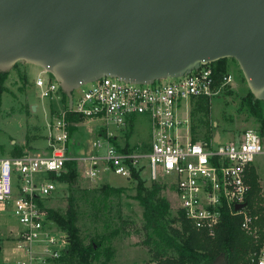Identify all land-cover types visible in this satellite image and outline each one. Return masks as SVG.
I'll return each instance as SVG.
<instances>
[{"label": "built area", "instance_id": "1", "mask_svg": "<svg viewBox=\"0 0 264 264\" xmlns=\"http://www.w3.org/2000/svg\"><path fill=\"white\" fill-rule=\"evenodd\" d=\"M35 78L43 97L54 99L56 93L61 94L55 77ZM232 81L227 66L219 69L211 60L184 75L150 83L110 75L82 82L76 96L72 91V104L67 97L65 109L57 110L58 118L49 126V150L0 157V202L12 207L20 223L12 249L15 264H47L63 256L68 235L48 217L44 202L57 187L51 172L63 171L66 161L72 159L84 162L82 172L91 179L107 171L129 179L133 168L140 171L145 166L151 182L159 175L167 176L178 208L195 228L211 236L224 210L239 215L241 230L252 235L256 245L248 252L249 261L264 264V199L262 208L254 213L247 202L251 168L260 178L255 158L264 154V127L258 124L245 129L236 138L221 140L220 133H215L204 140L191 139L189 115L180 117L178 112L191 98L217 94ZM58 98L61 100V95ZM68 112L87 120L99 119L100 126L107 128L92 142L87 154L69 155L65 146L70 136ZM137 118H144L149 128L145 147L128 150L109 139L115 135L110 126L132 127ZM183 124L187 125L185 140L178 132ZM39 173L45 174L36 178ZM7 260L5 264H10Z\"/></svg>", "mask_w": 264, "mask_h": 264}, {"label": "water", "instance_id": "2", "mask_svg": "<svg viewBox=\"0 0 264 264\" xmlns=\"http://www.w3.org/2000/svg\"><path fill=\"white\" fill-rule=\"evenodd\" d=\"M222 56L264 99V0H0V69L45 67L69 105L103 75L150 83Z\"/></svg>", "mask_w": 264, "mask_h": 264}, {"label": "rangeland", "instance_id": "3", "mask_svg": "<svg viewBox=\"0 0 264 264\" xmlns=\"http://www.w3.org/2000/svg\"><path fill=\"white\" fill-rule=\"evenodd\" d=\"M226 66L233 74V81L227 86H223L220 92L206 97V99H194L189 101L188 106L179 108L180 117L189 115L190 138L204 140L212 134L219 132L221 140L226 138H236L245 129L255 128L261 125L264 118V99L260 101L251 100V90H249L241 66L233 56L224 58ZM42 78H53L50 70L41 65L24 59H17L14 64L7 69V75L3 80V90L0 93V152H5L13 147L15 141L21 137L32 138L36 136L34 131H39L42 136L39 141L46 144L45 138L49 137V126L58 118V109H65L67 97L56 93L54 99L43 97L40 89L35 85L36 76ZM160 81V80H157ZM79 89H75L76 96ZM38 103L34 113L30 101ZM43 101V102H42ZM261 109V113L259 111ZM261 115V117H260ZM67 117L71 121L68 126L70 137L65 146L71 157L87 154L92 149V142L99 138L100 133L107 130L100 126V120H87L79 118L77 115L68 112ZM264 121V120H263ZM47 124V130H46ZM36 128H33V126ZM115 135L109 139L117 146L125 149H142L148 140L149 128L146 121L136 120L132 127L124 126L114 129ZM187 125L183 124L179 129L181 139L186 138ZM47 134V135H46ZM14 148V147H13ZM11 155L24 152H35L49 150L48 146L43 149L29 147L22 151L13 149ZM72 164L76 165L75 179L64 183L55 180L56 191L46 200L45 204L61 211L72 202L76 209V218L79 233L83 242L89 243L92 240L100 242V247L94 250V264H152V249L154 242H146V233L142 227L144 216L140 200L135 197L137 192L136 179H126L122 175L114 174L111 171L101 173L100 177L91 179L87 177L82 169L83 161L72 159ZM144 162V159L141 160ZM255 164L264 184V154L257 155ZM140 178L146 185H150L148 180L147 167L140 168ZM39 173L36 178L44 175ZM158 180L161 185V195L170 201L169 217L173 216L178 208L177 198L173 185L169 184V178L159 175ZM104 183L119 187L118 190L107 193ZM108 190V189H107ZM177 224V222H175ZM20 226L19 220L12 211V207L0 202V264H15V257L12 249L16 243L14 241L15 230ZM150 262V263H149ZM47 264H59V260Z\"/></svg>", "mask_w": 264, "mask_h": 264}, {"label": "trees", "instance_id": "4", "mask_svg": "<svg viewBox=\"0 0 264 264\" xmlns=\"http://www.w3.org/2000/svg\"><path fill=\"white\" fill-rule=\"evenodd\" d=\"M222 56L213 60L217 67H226V61ZM7 75V69H0V93L3 90V80ZM62 95L66 96L61 90ZM208 96L191 98L203 100ZM260 101L251 92V100ZM260 113L262 112L259 108ZM78 117V116H77ZM261 117V115H260ZM262 118V117H261ZM264 118L261 125L264 127ZM68 160L63 171L51 172V176L61 183L75 179L76 165ZM140 171L133 168L131 179L137 181L135 197L140 200L143 208L144 222L142 227L146 233V242H154L151 260L155 264H210L217 257H224L227 264H252L248 258V252L256 249L253 237L240 228L241 217L223 211L221 220L215 229V235L211 236L193 226L186 218L182 210L177 208L173 216L169 217L170 201L161 195L162 185L158 180H153L146 185L140 178ZM250 191L247 195L248 207L251 212L262 208L264 199V187L254 168L249 172ZM107 193L118 190L107 183L101 185ZM108 189V190H107ZM48 217L52 218L56 225L68 235V242L59 259V264H94V250L100 247V242L92 240L85 243L79 233L76 209L72 202L61 211L58 208L48 206ZM177 222V224H175ZM150 263V262H149Z\"/></svg>", "mask_w": 264, "mask_h": 264}, {"label": "crops", "instance_id": "5", "mask_svg": "<svg viewBox=\"0 0 264 264\" xmlns=\"http://www.w3.org/2000/svg\"><path fill=\"white\" fill-rule=\"evenodd\" d=\"M1 104H2V102H0V107L2 106ZM29 104L30 105L31 104L34 105V107L32 108V112L34 113V111H36V109L38 107V103L34 102V100H32V101H30ZM137 120L144 121V118H137ZM33 128H36V126L34 125ZM46 130H47V124H46ZM47 133H48V130H47ZM34 134H36V136H32V138H28V140H27V138L25 136L21 137V138H19L17 140H15V139L12 140V141H15L14 144H13V147L15 149H21L22 151H25V150L29 149V147H35L36 149H43L44 147H46L47 142H48L47 137L45 138L46 144L43 145L42 143L39 142L41 140V138H42V136L39 135L40 134L39 131L35 130ZM148 134H149V132H148ZM13 147L9 148V150H6L5 152H0V157L1 156H10V152H11Z\"/></svg>", "mask_w": 264, "mask_h": 264}]
</instances>
